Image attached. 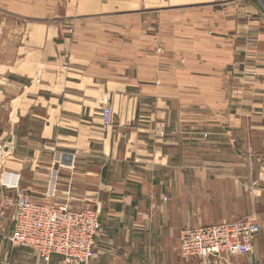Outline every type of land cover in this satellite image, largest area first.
Returning <instances> with one entry per match:
<instances>
[{
    "label": "crops",
    "instance_id": "obj_1",
    "mask_svg": "<svg viewBox=\"0 0 264 264\" xmlns=\"http://www.w3.org/2000/svg\"><path fill=\"white\" fill-rule=\"evenodd\" d=\"M254 1L95 0L93 24L41 37L12 26L9 56L0 21V264L22 194L99 211L89 264H214L183 261L179 238L246 219L206 215L190 197L201 179H245L247 161L262 175L264 0ZM255 220L253 252L235 258L264 264L263 214Z\"/></svg>",
    "mask_w": 264,
    "mask_h": 264
},
{
    "label": "built area",
    "instance_id": "obj_2",
    "mask_svg": "<svg viewBox=\"0 0 264 264\" xmlns=\"http://www.w3.org/2000/svg\"><path fill=\"white\" fill-rule=\"evenodd\" d=\"M101 122L104 127L111 124L107 105L102 107ZM100 232V215L94 208L71 211L35 203L22 194L14 204L8 241L43 264H89ZM260 232L252 218L186 228L180 234L179 256L183 261L222 264L227 257L248 255Z\"/></svg>",
    "mask_w": 264,
    "mask_h": 264
},
{
    "label": "rangeland",
    "instance_id": "obj_3",
    "mask_svg": "<svg viewBox=\"0 0 264 264\" xmlns=\"http://www.w3.org/2000/svg\"><path fill=\"white\" fill-rule=\"evenodd\" d=\"M248 1L255 2L254 0ZM108 3L97 2L99 7H103L104 10L108 9ZM95 4V0H0V21L7 26L8 56L15 48V33L12 31V26H39V36L41 37L46 35V30L41 29L46 26H68L79 22L93 24L96 20L90 15ZM156 20L157 18H150L151 24H154ZM202 108H207L205 103ZM231 164H238V162L232 161ZM255 167V161L246 162L248 174L245 179L236 176L217 177L216 174L208 178H200L198 193L193 190L190 197L197 199L206 215L218 220H228L225 218L226 216L223 217L224 213L231 214L229 219L232 218L231 220L234 221L239 218L256 219V216L261 214L264 217V191H259L260 186H256V183H264V161L261 166L262 175L258 178L252 174L255 172ZM227 181L229 184L226 183ZM235 184L239 187H235ZM223 206H227L228 209H222ZM254 246H252L251 252H253ZM6 247L10 254L7 255L5 264H43L28 251H22V253L10 245ZM225 260L227 264H254V258L250 259L248 256L244 258L228 257Z\"/></svg>",
    "mask_w": 264,
    "mask_h": 264
}]
</instances>
